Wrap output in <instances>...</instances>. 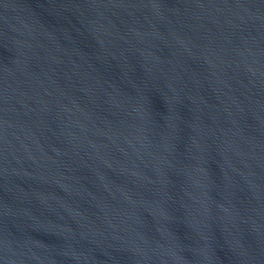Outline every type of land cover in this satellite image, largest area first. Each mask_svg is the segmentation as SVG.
<instances>
[{
  "label": "water",
  "instance_id": "obj_1",
  "mask_svg": "<svg viewBox=\"0 0 264 264\" xmlns=\"http://www.w3.org/2000/svg\"><path fill=\"white\" fill-rule=\"evenodd\" d=\"M0 264H264V0H0Z\"/></svg>",
  "mask_w": 264,
  "mask_h": 264
}]
</instances>
